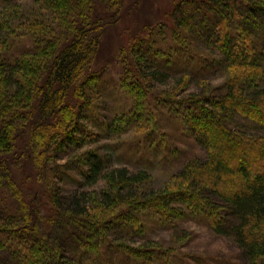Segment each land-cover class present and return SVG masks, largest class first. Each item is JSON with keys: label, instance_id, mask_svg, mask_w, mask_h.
<instances>
[{"label": "trees", "instance_id": "trees-1", "mask_svg": "<svg viewBox=\"0 0 264 264\" xmlns=\"http://www.w3.org/2000/svg\"><path fill=\"white\" fill-rule=\"evenodd\" d=\"M40 1L46 14L35 22L15 26L16 14H0V34L6 35L0 38V264H60V246L68 245L80 263L104 264L108 227L127 222L134 226L137 215L148 208L165 218L179 216L178 207L204 219L215 232L230 231L249 263L264 264V0H179L167 11L169 17L141 30L145 37L165 41L168 36V42L134 36L128 83L123 85L132 118L144 110L145 90L164 85L169 71L179 67L182 78L171 90L179 92L187 79L207 70L212 61L195 53L193 42L199 39L218 52L216 63L229 73V81L215 100L205 91L178 104L167 95L180 105L175 111L204 146L207 158L186 164L164 191L149 196L140 191L145 173L108 170L102 158L91 159L83 176L90 186L105 182L102 199L92 203L82 193L68 207L54 193V177L64 166L56 165L53 153L81 143L76 133L93 137L72 101L90 105L86 87L91 85L85 91L93 94L103 86L96 60L108 13L89 9L88 0ZM123 3H108L112 16L118 15L116 31L122 27L120 20L131 17L130 5L123 9ZM18 32L34 36V49L10 52L9 41ZM232 115L256 123L262 135L231 132L224 122ZM156 136L152 131L147 138ZM52 230L56 236L50 235ZM120 252L131 264L149 262L148 249Z\"/></svg>", "mask_w": 264, "mask_h": 264}, {"label": "rangeland", "instance_id": "rangeland-1", "mask_svg": "<svg viewBox=\"0 0 264 264\" xmlns=\"http://www.w3.org/2000/svg\"><path fill=\"white\" fill-rule=\"evenodd\" d=\"M134 1L125 0L123 3V9L126 7L124 4L130 5L131 17H125V22L120 20L122 27L116 31L113 25L118 15L112 16L113 9L108 4L109 0H88L89 9L101 14L108 13L104 21L105 36L101 40L96 60L97 77L103 84L104 91L100 92L102 87H99V90L92 94L85 91L91 85L85 86L84 92L89 95H86V99L90 105L72 101L73 107L79 110L80 123L93 137L85 139L76 133L75 136L83 140L81 143L63 145L53 153L56 165L64 166L53 181L54 193L62 206L68 207L74 197L82 193L91 197L92 203L96 198L102 199L105 182L101 180L90 186L88 179L83 176V172L87 173L89 170L87 164L91 159L102 158L108 170L126 168L131 173H145L146 176L142 175L145 181L140 185V191L149 196L164 191L175 173L186 164L203 163L207 158L204 146L185 129L182 117L175 110L180 106L177 105L179 102L204 91L208 92L206 96L215 100L225 82L229 81V73L224 72L216 63L220 57L218 52L208 48L198 39L192 43V49L200 54V57L205 56L212 61L208 63L207 70L187 79L185 90L179 92L171 91L176 81L182 78L179 67L169 71L170 78L163 80L164 85L145 90L147 98L144 100V110H140L139 115L133 114L132 118L130 96L123 85L128 83V53L133 51L134 36L146 38L147 41L159 39L168 42V36L165 41L163 37H145L146 33L141 30L145 26L146 30L151 24L169 17L167 13L179 0H137V4L135 2L133 5ZM40 3V0H0V14H16L19 18H14L15 26L28 20L35 22L41 15L46 14ZM18 33V38L9 41L10 52L17 54L34 49V36L28 32L25 36ZM5 36L4 33L0 34V38ZM138 51L144 54L142 47L138 48ZM135 56L137 60H141L140 56ZM122 60L125 61L126 67L122 65ZM101 70L105 71L99 74ZM95 86L96 84L89 90H93ZM167 95L173 96L177 104ZM121 113H125L124 122ZM136 115L140 116L139 120H136ZM224 123L231 132L247 137L262 135L256 123L239 115L226 118ZM152 131L157 134L156 138H147ZM218 154L216 153L217 156ZM215 201V204L221 205L218 200ZM179 208L182 212L179 216L173 214L167 218L148 208L144 213L137 215L139 222L134 226L127 222L108 227L104 240V264H131V259H127L120 252L123 248L148 249V264H252L248 262L230 231L222 229L220 233L215 232L204 219L195 218L185 212L183 207ZM50 235L56 236L57 231L52 230ZM60 247L63 259L60 264H82L77 259L75 249L67 248L69 245ZM2 264H10V261L3 260Z\"/></svg>", "mask_w": 264, "mask_h": 264}]
</instances>
